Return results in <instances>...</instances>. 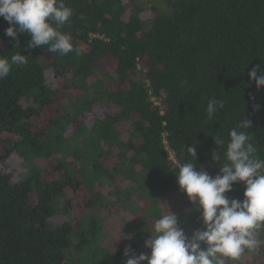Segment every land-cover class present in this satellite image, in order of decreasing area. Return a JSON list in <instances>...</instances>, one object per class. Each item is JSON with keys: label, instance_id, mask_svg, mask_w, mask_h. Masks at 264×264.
Returning <instances> with one entry per match:
<instances>
[{"label": "trees", "instance_id": "trees-1", "mask_svg": "<svg viewBox=\"0 0 264 264\" xmlns=\"http://www.w3.org/2000/svg\"><path fill=\"white\" fill-rule=\"evenodd\" d=\"M163 2L166 15L151 8L140 16L143 9L131 11L124 0H65L74 15L60 30L79 55L29 49L30 37L11 40L0 18V56H29L0 80V164L16 154L29 169L14 176L0 167V264H64L70 249L95 250L101 227L94 209L115 204L141 215L142 245L167 200L190 235L202 225L175 181L184 146L197 142L196 163L215 176L212 135L227 139L245 116L264 156V88L247 76L264 69V0ZM101 62H113L112 72L99 71ZM210 98L225 104L211 120ZM242 193L236 183L227 195ZM76 208L92 213L57 220L58 210ZM122 254L101 255L100 264ZM237 264H264V247Z\"/></svg>", "mask_w": 264, "mask_h": 264}, {"label": "clouds", "instance_id": "clouds-1", "mask_svg": "<svg viewBox=\"0 0 264 264\" xmlns=\"http://www.w3.org/2000/svg\"><path fill=\"white\" fill-rule=\"evenodd\" d=\"M73 15L65 0H0V18L9 25L5 36L16 41L18 35H27L29 49L46 48L60 56L80 54L71 36L60 30ZM11 53L10 57L0 56V80L9 76L14 65L28 63L29 56L20 50ZM247 76L257 90L264 88V69L253 67ZM224 106L223 100L210 98L207 118L211 120ZM252 127L244 116L228 130L227 139L212 135L211 160L219 168L215 176L196 163L197 142L184 146L182 157L174 160L175 181L199 212L202 227L187 234L184 222L162 204L164 209L146 230L150 235L143 246L149 251L137 255L125 248L124 264H237L246 252L264 247V241L258 239L264 231V156L259 154L253 134L246 131ZM236 183L243 186L242 199L227 195Z\"/></svg>", "mask_w": 264, "mask_h": 264}, {"label": "rangeland", "instance_id": "rangeland-1", "mask_svg": "<svg viewBox=\"0 0 264 264\" xmlns=\"http://www.w3.org/2000/svg\"><path fill=\"white\" fill-rule=\"evenodd\" d=\"M126 3H129V9L131 11L140 7L142 13L140 16H150L151 8H154L156 12L162 13V15H166L169 10L165 7L163 0H124ZM153 11V12H155ZM154 14V13H153ZM99 71L108 70L112 72L114 69L113 62H101L98 65ZM1 148V145H0ZM60 158V157H59ZM55 161V159H54ZM22 159L16 154H11L9 156H4L2 158V162L0 167L6 171L8 174L17 175L19 169H23V173L27 174L29 169L27 166L23 167ZM133 199L131 202L136 205H141L138 196L132 193ZM71 201V205L76 207V200L69 196L67 198ZM168 206L169 209H173L176 202L174 200H167L165 203H162ZM77 209V210H76ZM72 210L71 213L65 214L58 210L57 220L59 222H65L66 220H71L75 217H87L92 212L88 210H80L76 208ZM160 209H164V206L161 205ZM94 213L98 218H100V241L94 247L95 250L91 249V247L83 250L80 253L76 254V251H71V249L65 255V263L64 264H100L101 263V255L104 254H116L118 252L124 253L125 248L134 245L133 252L137 255L140 253H144L142 241L140 239V229L138 225V221L141 219V215H133L130 210L123 209L117 204L110 206L108 210H103L96 208L94 209ZM130 237V238H129ZM100 249V251H99ZM148 250V249H145ZM126 257L122 254L118 259V262L112 261V264H123V260L125 261ZM146 264V262H145Z\"/></svg>", "mask_w": 264, "mask_h": 264}, {"label": "built area", "instance_id": "built-area-1", "mask_svg": "<svg viewBox=\"0 0 264 264\" xmlns=\"http://www.w3.org/2000/svg\"><path fill=\"white\" fill-rule=\"evenodd\" d=\"M152 100L155 101V104L159 105V103H157L158 101H156L154 97L152 98Z\"/></svg>", "mask_w": 264, "mask_h": 264}]
</instances>
